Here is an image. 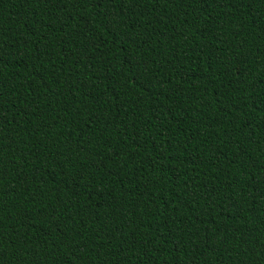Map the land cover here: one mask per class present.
<instances>
[{"label":"trees","instance_id":"trees-1","mask_svg":"<svg viewBox=\"0 0 264 264\" xmlns=\"http://www.w3.org/2000/svg\"><path fill=\"white\" fill-rule=\"evenodd\" d=\"M0 264H264V0H0Z\"/></svg>","mask_w":264,"mask_h":264}]
</instances>
